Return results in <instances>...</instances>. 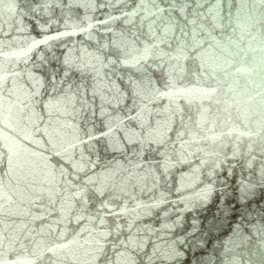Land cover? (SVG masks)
Returning <instances> with one entry per match:
<instances>
[{
  "label": "snow or ice",
  "instance_id": "6c2138e0",
  "mask_svg": "<svg viewBox=\"0 0 264 264\" xmlns=\"http://www.w3.org/2000/svg\"><path fill=\"white\" fill-rule=\"evenodd\" d=\"M73 6L115 11L0 48V264H191L177 222L137 221L171 203L161 189L184 165L204 203L230 188L245 210L264 200V0H38L29 11ZM17 12L0 0V33ZM73 35L81 46L38 75L30 54ZM98 146L119 157L104 163Z\"/></svg>",
  "mask_w": 264,
  "mask_h": 264
},
{
  "label": "water",
  "instance_id": "95a60500",
  "mask_svg": "<svg viewBox=\"0 0 264 264\" xmlns=\"http://www.w3.org/2000/svg\"><path fill=\"white\" fill-rule=\"evenodd\" d=\"M16 2L18 12L15 17V30L9 23L2 25L8 35L0 33V48L5 52L18 50L20 46H25L27 41L42 39L45 35L71 31L70 28L65 27V23L79 24L83 21L86 25L89 22L86 19L88 17L91 18L92 23H95L96 18L103 19L109 11H115L109 8L94 11L73 6L70 9L54 7L46 14L38 15L29 11L31 7H37L38 0H16ZM50 2L55 4L60 0H50ZM77 3L83 4L85 0H77ZM83 39L81 35L65 36L60 40L51 41L48 45H40L30 54V64L33 61L36 63L37 68L34 70L38 75H47L53 70H59L63 58L79 48ZM9 44L11 47L8 46ZM41 57L44 58L42 68L39 67L42 63ZM98 151L104 163H112L114 157H119V153L105 151L101 146H98ZM193 169H189L187 165L174 169L166 178L167 187L161 189L171 203L160 204L151 214L139 219L137 223L141 226L163 229L165 222L169 225L177 222L175 235L181 240L186 239L187 243L183 245V250L187 253L191 264H264L259 258V253L264 250V237L256 231L258 227H264V200H261L258 194L249 202L245 210L235 203L236 194L230 188L231 196L227 199L221 201L217 194L211 202L204 203L200 199V194L205 186L198 183V178L193 175ZM156 199H159V192ZM218 204L221 208L235 204L237 210L224 213L218 211ZM242 212L247 213L243 233L246 237L244 243H240L233 232ZM40 223V221L36 222L37 225Z\"/></svg>",
  "mask_w": 264,
  "mask_h": 264
}]
</instances>
